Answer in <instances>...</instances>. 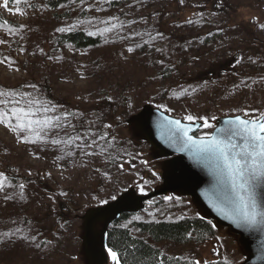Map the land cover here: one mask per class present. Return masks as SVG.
<instances>
[{"label": "rangeland", "instance_id": "1", "mask_svg": "<svg viewBox=\"0 0 264 264\" xmlns=\"http://www.w3.org/2000/svg\"><path fill=\"white\" fill-rule=\"evenodd\" d=\"M53 1L9 0L5 8L0 0V60L13 62L0 64V91L35 96L51 106L48 115L66 116V126L49 140L79 135L98 145L22 143L0 125V172L8 177L0 192V234H11L0 235V264H86L85 211L129 187L145 194L159 186L162 160L123 124L144 104L184 123L188 115L201 125L200 117L208 119L211 127H201L198 137L210 135L216 117L264 115V0H212L216 8L208 0ZM74 33L94 44L78 46L69 37ZM101 133L108 141L99 140ZM167 197L119 226L168 257L201 264L244 260L236 237L218 227L202 243L152 242L141 234L134 223L200 216L188 199Z\"/></svg>", "mask_w": 264, "mask_h": 264}, {"label": "snow or ice", "instance_id": "2", "mask_svg": "<svg viewBox=\"0 0 264 264\" xmlns=\"http://www.w3.org/2000/svg\"><path fill=\"white\" fill-rule=\"evenodd\" d=\"M16 4L21 0H14ZM26 2V0H25ZM75 3V0H73ZM9 0H4V7L7 8ZM91 23V22H90ZM108 24L110 21H103ZM76 25L68 28H57L56 31L64 33L74 29ZM116 25L105 27L101 31V35L112 31ZM264 27V26H262ZM10 31L11 28L9 29ZM92 35V32L88 33ZM5 43L0 39V44ZM132 51L131 48L128 49ZM7 63L11 66L13 63L7 57L0 60V64ZM33 89L36 85H30ZM158 107H160L158 105ZM52 111L51 106L42 102L37 97H28L23 93L0 91V125L9 129L16 135L17 141L22 143H43L52 145L71 146L74 141H81L76 145L77 148L84 150L92 148L94 144L98 145V140L93 138L88 141V136H75L68 140L51 138L52 132L58 135L59 130L66 125L63 120L67 117L50 116L48 113ZM245 116L250 114L245 112ZM188 121L185 125L178 119L166 121L168 138L177 143L182 150H188L193 153L194 157L201 163L209 166L218 181L223 185L224 197L231 206V214L237 223L247 227L264 225V209L258 204V190L264 189V115L258 119H245L236 116L234 119L225 121L226 127L218 129L215 135L202 136L194 138L190 133L193 128L189 125L195 124L197 118L188 115L184 118ZM203 120L202 127H211L208 119L200 117ZM105 127H111L106 125ZM94 137L95 133H90ZM99 140L108 141V137L101 133ZM113 146L112 142H108V147ZM71 154V153H69ZM95 153L85 151V155H94ZM122 159V157H121ZM121 168L123 165H120ZM8 177L0 172V192H4L5 182ZM20 189H24V184L19 185ZM143 193V189H141ZM66 195V193H62ZM6 199L11 197L5 196ZM115 199V196L112 197ZM21 199L23 194L21 192ZM171 200L172 197H166ZM106 203V201H105ZM151 203V202H150ZM0 235L10 236L9 233ZM26 239V238H25ZM114 264H120L117 252L111 248L108 250ZM162 255V254H161ZM163 264V261H161ZM188 264H201L200 261H188Z\"/></svg>", "mask_w": 264, "mask_h": 264}, {"label": "water", "instance_id": "3", "mask_svg": "<svg viewBox=\"0 0 264 264\" xmlns=\"http://www.w3.org/2000/svg\"><path fill=\"white\" fill-rule=\"evenodd\" d=\"M235 117L217 119L210 136L215 135L218 129L226 127L225 121ZM171 119L175 118L149 105H143L135 115L126 120V124L132 126L163 159L160 185L145 196H137L130 188L112 202L88 209L84 213L82 249L86 264L106 263L109 250L106 245V231L120 215L136 213L142 210L145 201L167 194L189 197L202 215L212 220L217 227L226 228L230 234L236 236L237 243L245 255L241 264H264V225L247 227L235 221L231 206L224 197L225 189L212 169L199 162L192 152L182 150L168 138L166 121ZM189 126L193 128L190 133L193 136L201 124ZM258 204L264 209V189L258 190ZM97 225H100V228H97Z\"/></svg>", "mask_w": 264, "mask_h": 264}, {"label": "trees", "instance_id": "4", "mask_svg": "<svg viewBox=\"0 0 264 264\" xmlns=\"http://www.w3.org/2000/svg\"><path fill=\"white\" fill-rule=\"evenodd\" d=\"M52 3H55V0ZM208 3H212L214 8L218 6V4L212 0H208ZM214 8L212 10H214ZM81 35V33H74V35L70 34L69 37H75L78 46L87 47L94 44V40ZM43 88L49 96V99H52L49 88L46 86ZM125 114H129L127 108L121 112V115L126 116ZM212 123H214V121H212ZM66 208L64 204L60 205V210ZM58 216H60L61 219L66 217L63 213H59ZM125 218L126 216H121L116 223L111 225L106 233L107 247L117 252L120 264H161V261H163V264H188V261L165 256L146 241L133 237L129 229L119 226L120 221L125 220ZM133 225L138 228L141 234L147 236L152 242L168 241L177 244H185L192 239L193 242L200 243L214 233L210 223L198 218L179 219L175 222H139ZM207 264L228 263L213 262Z\"/></svg>", "mask_w": 264, "mask_h": 264}]
</instances>
